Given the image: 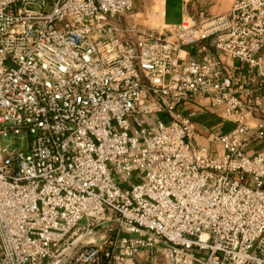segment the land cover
Listing matches in <instances>:
<instances>
[{"label":"built area","instance_id":"1","mask_svg":"<svg viewBox=\"0 0 264 264\" xmlns=\"http://www.w3.org/2000/svg\"><path fill=\"white\" fill-rule=\"evenodd\" d=\"M132 5L0 0V140L28 137L0 148V264H264V122L219 58L262 70L264 0L129 36ZM194 95L238 116L220 158L179 109Z\"/></svg>","mask_w":264,"mask_h":264},{"label":"crops","instance_id":"2","mask_svg":"<svg viewBox=\"0 0 264 264\" xmlns=\"http://www.w3.org/2000/svg\"><path fill=\"white\" fill-rule=\"evenodd\" d=\"M190 0H181L178 8V16L174 21H167L166 3L163 5L162 22L163 28L175 29L183 18H190L198 21L194 15V3ZM233 0H199L205 12L215 16L226 12ZM199 8V7H198ZM184 55V54H183ZM198 49L193 47L186 53V57H196ZM264 58V47L261 52ZM223 66L230 75L232 86L231 91L250 110L244 114V121L249 128H254L259 121L264 122V67L262 70L249 69L247 66L236 60L219 53ZM264 64V61H263ZM179 109L188 115L195 126L193 142L196 146L205 148L211 157L220 158L223 154L219 136L226 134L233 129L238 116H224L223 107L210 104L208 98L194 95L190 100L179 105ZM249 154H261L264 156V134L261 139H253L246 148Z\"/></svg>","mask_w":264,"mask_h":264},{"label":"rangeland","instance_id":"3","mask_svg":"<svg viewBox=\"0 0 264 264\" xmlns=\"http://www.w3.org/2000/svg\"><path fill=\"white\" fill-rule=\"evenodd\" d=\"M180 2L181 0H133L131 10L124 14L117 23L120 28L127 29L129 36L133 35L134 30L161 32L163 28L162 15L164 3H166L167 21H174L178 16ZM189 2L194 3L193 6L197 8L196 11L194 10V15L197 19L210 16L205 12L199 0H190ZM50 9V5L44 7V11H50ZM131 29L132 31L130 32L129 30ZM27 145L28 137L24 132L9 134L6 138L0 140V148L8 153L25 150Z\"/></svg>","mask_w":264,"mask_h":264}]
</instances>
